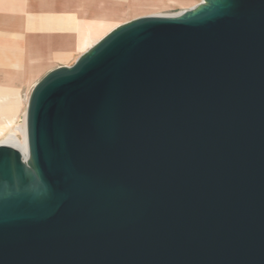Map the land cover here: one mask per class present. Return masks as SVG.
I'll return each instance as SVG.
<instances>
[{
    "label": "water",
    "instance_id": "water-1",
    "mask_svg": "<svg viewBox=\"0 0 264 264\" xmlns=\"http://www.w3.org/2000/svg\"><path fill=\"white\" fill-rule=\"evenodd\" d=\"M0 143V264H264V0L117 25Z\"/></svg>",
    "mask_w": 264,
    "mask_h": 264
},
{
    "label": "rangeland",
    "instance_id": "rangeland-1",
    "mask_svg": "<svg viewBox=\"0 0 264 264\" xmlns=\"http://www.w3.org/2000/svg\"><path fill=\"white\" fill-rule=\"evenodd\" d=\"M201 1L202 0H184L178 3L168 4L167 6H146L140 8V10H127L123 14L116 13L109 18H119H113L94 25L91 38L88 42L81 41L78 43L77 47L70 49L68 53L61 54L60 57H53L44 67L37 70L31 78L28 77V82H19L17 81V78L15 79V77H13V80L9 82V85L12 86V88H18L19 92L15 90L12 92L13 106L11 107V115L8 116V128L0 134V142H5L8 134L14 129V127L20 126L23 123L30 91L34 84L47 72L61 65L69 66L73 64L76 58L87 50L96 40L100 39L119 24L144 15H174L197 5ZM129 2L130 0L117 1V3L124 5L129 4ZM5 3L6 2L3 0L0 1V72L8 70H10V72H15L19 67H12V62L15 59H24L26 45L31 39H36V37L41 34V30L47 26H50V30H52L54 36L58 35L59 32H62L65 26L63 28L57 26L59 23L57 19L54 22L52 21L50 24H47L48 22L46 23V20L42 18L43 12L36 10L28 12L23 9L24 4H21V2ZM30 14L33 15V17H29L28 15ZM54 14L56 16L57 13ZM59 16H56L55 18ZM69 28L70 27L68 26L65 29L68 30ZM0 84L2 83L0 82ZM5 85L8 90L7 80ZM1 131L2 129L0 128V133ZM13 143H15L14 145L18 146L20 149L24 146L22 134L20 132L16 133V141Z\"/></svg>",
    "mask_w": 264,
    "mask_h": 264
},
{
    "label": "crops",
    "instance_id": "crops-1",
    "mask_svg": "<svg viewBox=\"0 0 264 264\" xmlns=\"http://www.w3.org/2000/svg\"><path fill=\"white\" fill-rule=\"evenodd\" d=\"M1 1V0H0ZM7 4L18 3L24 4L23 9L30 11L43 12L42 18L47 24L58 20L57 26L65 28L58 35L54 36L50 26L41 30V34L36 39L26 45L24 59H15L12 67H19L15 72H0V128L1 133L8 128V116L11 115V107L13 106L12 92L18 91V88H12L9 82L17 78L19 82H28V69L32 61L39 60L37 70L44 67L53 57H60L66 54L70 49L77 47L81 41L90 40L94 25L104 21L119 18H109V1L110 0H3ZM123 1V0H111ZM56 16H59L55 18ZM33 17V15H28ZM108 18V19H104ZM83 37V38H82ZM97 41V40H96ZM77 42V43H76ZM46 57V61L42 60ZM36 70V71H37ZM7 78V79H5ZM8 82V90L5 82ZM17 94V93H16Z\"/></svg>",
    "mask_w": 264,
    "mask_h": 264
},
{
    "label": "bare ground",
    "instance_id": "bare-ground-1",
    "mask_svg": "<svg viewBox=\"0 0 264 264\" xmlns=\"http://www.w3.org/2000/svg\"><path fill=\"white\" fill-rule=\"evenodd\" d=\"M181 1H184V0H148V1L147 0H130L129 4L124 5V4L117 3V1L115 2V1L110 0L109 1V8H110L109 17H112L116 13L123 14L127 10H135V9L140 10V8H143L146 6H154V7H160V6H165V5L167 6L168 4H174V3L181 2ZM42 60L46 61V57H44ZM39 63H40L39 60H34L31 62L29 69H28L29 78H31V76L36 72V70L39 67L38 65ZM17 132H20L22 134V141H23L24 146L21 149L18 146L14 145L15 143H13L16 141ZM0 143H6V144L13 145L19 148L21 152L25 154L26 149H27L25 119L23 120V123L20 126L14 127V129L8 134L7 138L5 139V142H0Z\"/></svg>",
    "mask_w": 264,
    "mask_h": 264
}]
</instances>
